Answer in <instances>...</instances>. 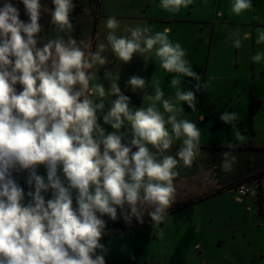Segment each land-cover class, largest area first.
<instances>
[{"label": "clouds", "instance_id": "obj_1", "mask_svg": "<svg viewBox=\"0 0 264 264\" xmlns=\"http://www.w3.org/2000/svg\"><path fill=\"white\" fill-rule=\"evenodd\" d=\"M20 3L27 22L10 0L0 6V264H106L108 249L100 242L107 232L105 215L117 221L119 211L128 225L133 218L143 224L150 217L163 237L160 225L175 203L178 166L191 167L201 151V130L182 105L196 112L195 93L208 85L200 83L182 45L170 39V27L153 32L145 22L125 26L127 35H118L121 21L109 16L105 42L92 50L91 44L59 34L73 30V0H52L50 23L57 35L38 46L43 6L40 0ZM193 4L159 0L158 6L179 14ZM252 10V0H231L230 14ZM255 32V44L264 45V28ZM250 39L252 32L237 29L225 42L240 49ZM109 52L123 63L134 55L155 60L174 74V95H165L155 75L150 83L133 75L126 87L143 92V103L130 107L118 72L105 68L109 86L98 82ZM251 60L264 63V50ZM182 77L197 82L194 90L182 88ZM101 119L113 131L106 132ZM219 119L235 129L240 117L225 111ZM234 139L243 144L247 138L236 130ZM177 142L175 155L168 154ZM226 147L237 145L229 141ZM236 162L233 151L222 153L224 172L233 171ZM40 166L46 177L38 174ZM25 171L27 193L14 176ZM249 193L256 195L242 184L234 199L242 202Z\"/></svg>", "mask_w": 264, "mask_h": 264}, {"label": "rangeland", "instance_id": "obj_2", "mask_svg": "<svg viewBox=\"0 0 264 264\" xmlns=\"http://www.w3.org/2000/svg\"><path fill=\"white\" fill-rule=\"evenodd\" d=\"M46 7L48 8V4ZM85 9L88 11V15L73 20L71 32L59 34L64 35L65 38L72 36L78 42L83 41L85 44H91L92 50H95L97 43L105 42L108 30L104 21L107 17L98 15L97 0H86ZM48 10L50 13L51 10ZM260 10L264 13V0H260ZM243 16L245 15L242 14L236 18L242 19ZM123 28L121 26L119 33L121 31L122 35L127 34L123 32ZM56 35L54 26L51 23L47 26L45 20L42 24V38L40 36L38 46H42L47 39ZM106 67L108 66L106 65ZM97 78L98 82L104 84L106 88L109 86V82L104 78V73H100L99 69ZM129 78L119 75L118 85L121 91L130 97V107L139 108L143 103V92L139 90L133 92L130 87H126ZM168 79L162 78L161 86L165 95L171 96L174 95L175 90L170 87L171 78ZM146 81L151 82V80ZM191 84L189 81H182V88L190 90ZM218 90L195 94L196 112H193L186 103L182 105L185 116L195 122L201 130V147L234 142L236 130L246 136L245 142H247L252 136V122L257 140H264V111L260 116L253 114L251 96L248 94L246 96L238 95L235 88L230 85L225 89L227 93H221ZM152 91L153 89L150 88L149 92ZM110 99L108 98L106 103ZM107 107L106 105L105 111H107ZM225 111L239 113L240 119L235 129H232L231 125H225L219 119ZM201 115L204 117L203 120L199 119ZM100 123L106 132L113 131L110 126L103 125L102 119ZM236 142L240 144L238 141ZM178 147L179 142L173 145L168 154L175 155ZM209 148H201L199 156L191 167H184L182 162L178 166L180 175L174 181L175 199L180 193L183 194L184 183H187L186 186L189 187L187 194L204 192L203 189H200L201 185L197 182L196 177L205 178L207 176L209 178L212 170H216L226 181L233 179L243 171H248V154L246 152L233 151V154L237 156V162L233 171L226 173L220 166L222 153L225 151H213ZM135 150L133 149V151ZM38 174L46 177V169L40 166ZM27 175L26 171L16 175L17 182L24 188L25 193L28 191ZM231 188L232 186L225 189L231 190ZM235 196V192H221L197 204L168 214L164 223L160 225L164 231L162 238L158 234L159 229L153 228L150 217L145 216L143 224L133 218L131 225H128L124 222L119 211L117 221H112L105 215L103 219L106 221L107 232L100 241L108 249L105 260L113 264H264V220L257 222L256 219L250 220L247 217V214H250L247 209L253 207L252 204L247 198H244L243 203H238L234 199ZM49 198H51V192L46 194V199ZM253 209L255 210L254 207ZM233 211L239 214L235 219L231 218Z\"/></svg>", "mask_w": 264, "mask_h": 264}, {"label": "crops", "instance_id": "obj_3", "mask_svg": "<svg viewBox=\"0 0 264 264\" xmlns=\"http://www.w3.org/2000/svg\"><path fill=\"white\" fill-rule=\"evenodd\" d=\"M75 5L71 14L72 21L81 16H87L85 9L86 0H73ZM253 10L243 13L242 19H237L234 14H230L231 0H194V4L187 9H181L179 14H172L160 8L159 0H97L99 16H115L121 22V26H135L147 22L152 27L153 32L163 31L165 27L172 29L170 39L179 42L187 52L192 70L201 77L200 83L207 82V88L195 94H204L214 89H219L221 93H227L225 89L233 86L240 96H251V107L255 116L261 115L264 111V63L254 64L251 57L256 52L264 50V45H256V28L264 27V13L259 11L260 0H252ZM223 12V15H218ZM262 14V15H261ZM259 16V20L256 17ZM237 29L241 33L252 32V39L243 41L242 47L236 49L231 46V40L226 43V38ZM117 34L122 35L119 29ZM127 35V34H124ZM109 57L108 67L99 68L100 73L105 72V68L118 72L122 77L140 76L146 80H151L153 76L157 79H170L174 74H169L159 67L155 60L145 61L142 57L134 55L129 63H123L116 59L111 53H106ZM168 79V80H169ZM182 81L191 82V88L197 82L192 78H181ZM213 104L211 105V107ZM252 122V121H251ZM252 136L243 144L232 142L237 147L230 150L227 143L201 148H209L213 151H242L248 154V171L239 174L233 179L223 180L216 171H210L207 178L196 177L204 192L187 194L189 187L184 183L183 194H179L173 206L168 210V214L187 206L197 204L204 199L221 192H235L225 188L233 184L247 180L249 187L255 189L256 195H249L245 198L253 207L248 208L247 217L250 220H264V140H257L253 122L251 123ZM186 186V187H185ZM181 189V187H180ZM224 189V190H222ZM202 193V194H201ZM237 195V193H236ZM244 199H242L243 203ZM238 213L232 212L231 218L235 219ZM264 247V241H263Z\"/></svg>", "mask_w": 264, "mask_h": 264}, {"label": "flooded vegetation", "instance_id": "obj_4", "mask_svg": "<svg viewBox=\"0 0 264 264\" xmlns=\"http://www.w3.org/2000/svg\"><path fill=\"white\" fill-rule=\"evenodd\" d=\"M40 2L43 6V9H50V10L54 9V5L52 4V0H40ZM46 4H48V8L46 7ZM43 9H42L41 19H40L39 23L42 26V24H44V21L46 20L47 26H49L50 20H51L50 13H48V11L47 12L44 11ZM28 19L29 18H27L26 22L28 21ZM40 36L42 38V32L40 34H38V37H37L38 41L40 39Z\"/></svg>", "mask_w": 264, "mask_h": 264}, {"label": "trees", "instance_id": "obj_5", "mask_svg": "<svg viewBox=\"0 0 264 264\" xmlns=\"http://www.w3.org/2000/svg\"><path fill=\"white\" fill-rule=\"evenodd\" d=\"M10 2L17 8H19L20 10V19L24 22H26L28 16L25 14V10H24V7L22 5V3H20V0H10ZM4 3V0H0V6H2ZM17 90H21V86L20 85H17ZM16 173H14V176L16 177ZM106 264H113L111 262H109L108 260H106Z\"/></svg>", "mask_w": 264, "mask_h": 264}, {"label": "built area", "instance_id": "obj_6", "mask_svg": "<svg viewBox=\"0 0 264 264\" xmlns=\"http://www.w3.org/2000/svg\"><path fill=\"white\" fill-rule=\"evenodd\" d=\"M242 184H246V185L249 186V183H248L247 180H242V181H239V182L233 184L231 189L235 190L236 193H237V189H238L239 186L242 185ZM248 195H249V194L245 195L244 197H242V199H244V198L247 197Z\"/></svg>", "mask_w": 264, "mask_h": 264}]
</instances>
